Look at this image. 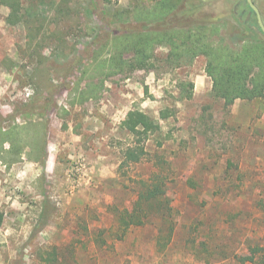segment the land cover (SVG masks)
<instances>
[{
	"label": "rangeland",
	"instance_id": "1",
	"mask_svg": "<svg viewBox=\"0 0 264 264\" xmlns=\"http://www.w3.org/2000/svg\"><path fill=\"white\" fill-rule=\"evenodd\" d=\"M138 1L75 0L84 22L102 34L117 30L110 12ZM232 1L244 11L222 20L226 42L264 40L246 0ZM256 2L264 23V0ZM7 15L0 6V130L22 128L23 140L15 144L23 153L10 152L8 142L0 146V264H264V98L236 100L226 109L210 96L203 57L168 69L166 48H159L155 69L114 76L98 100L71 105L68 92L79 68L71 70L59 54L50 57V46L37 64L25 49L24 27L9 26ZM71 35L69 46L76 39ZM80 35L77 55L91 40ZM180 81L193 83L190 100L178 99ZM132 109L155 118L164 109L173 115L159 120L161 134L147 141L148 156L120 166L122 149L132 145L120 123ZM156 156L165 163L177 215L163 251L153 226L131 228L122 241L111 236L115 210L130 207L136 182L159 170ZM203 238L208 247L198 245ZM49 253L56 254L52 263Z\"/></svg>",
	"mask_w": 264,
	"mask_h": 264
},
{
	"label": "trees",
	"instance_id": "2",
	"mask_svg": "<svg viewBox=\"0 0 264 264\" xmlns=\"http://www.w3.org/2000/svg\"><path fill=\"white\" fill-rule=\"evenodd\" d=\"M256 1L253 0L254 4ZM233 3L232 0H140L128 10L110 12V22L117 30L102 34L84 22V13L81 14L75 0H0V6L8 9L5 22L9 26L24 27L25 49L29 57L36 55L37 64L41 65L45 59L41 52L50 46V57L61 56L70 61L71 70L79 68V77L68 92L71 105L98 100L105 81L114 76L155 69L157 50L166 48L163 63L168 69L190 66L200 57L205 59L204 72L211 81L210 96L223 101L226 109L236 100L252 102L264 98V40L244 39L231 45L222 34L225 27L222 20L229 13L234 14V10L237 14L244 11L236 5L235 9ZM220 5L222 12L211 16L214 8ZM90 8L88 6V13ZM75 27L81 35L73 32ZM258 31L264 36L259 27ZM70 33L76 39L69 46L67 37ZM77 35L91 39L89 46L78 55ZM68 46L70 50H67ZM90 47L93 48L90 50ZM82 82H85L83 86ZM177 89L180 101L191 99L192 82L180 81ZM172 115L168 109L161 110L159 118L139 109L129 110L120 129L131 137L132 145L127 144L122 149L120 166L139 163L148 156L147 141L151 136L161 134L159 120L166 121ZM21 131L22 128L15 127L8 132L0 130V146L8 142L10 152L23 153V149L15 144L23 140ZM168 139L163 138V141ZM163 141H157V146L161 147ZM230 163L228 160L227 166ZM164 164L163 158L156 156L155 166L159 170L147 180L136 182L137 197L130 207L115 210L116 230L111 232L115 241H122L131 228L153 226L157 230V250H165L172 242L177 215L167 193L169 178L163 172ZM191 181L187 179L188 183ZM2 217L0 212V226ZM194 229V226L189 229L190 236ZM196 241L194 237L189 239L192 245ZM203 241L204 244L198 245L208 247V239L203 238ZM260 251L262 249L255 248L254 253ZM55 255L49 253L46 261L54 262ZM248 258L253 261L252 256Z\"/></svg>",
	"mask_w": 264,
	"mask_h": 264
},
{
	"label": "water",
	"instance_id": "3",
	"mask_svg": "<svg viewBox=\"0 0 264 264\" xmlns=\"http://www.w3.org/2000/svg\"><path fill=\"white\" fill-rule=\"evenodd\" d=\"M246 1L248 3L249 7L255 13L258 27L260 28L261 32L264 34V23H263V20H262V17H261V14H260L258 8L255 6V4L253 3L252 0H246Z\"/></svg>",
	"mask_w": 264,
	"mask_h": 264
},
{
	"label": "flooded vegetation",
	"instance_id": "4",
	"mask_svg": "<svg viewBox=\"0 0 264 264\" xmlns=\"http://www.w3.org/2000/svg\"><path fill=\"white\" fill-rule=\"evenodd\" d=\"M253 1V0H252ZM246 3H247V1H246ZM254 3V2H253ZM247 5H248V3H247ZM249 6V5H248ZM255 6H256V4H255ZM257 7V6H256ZM250 8V7H249ZM258 8V7H257ZM251 9V8H250ZM259 10V9H258ZM251 11L253 12V10L251 9ZM260 12V11H259ZM254 13V12H253Z\"/></svg>",
	"mask_w": 264,
	"mask_h": 264
}]
</instances>
